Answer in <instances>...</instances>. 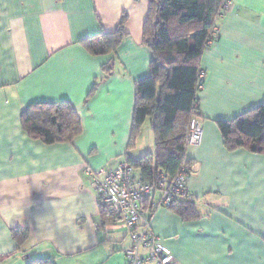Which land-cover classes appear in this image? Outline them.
<instances>
[{
  "label": "crops",
  "instance_id": "crops-1",
  "mask_svg": "<svg viewBox=\"0 0 264 264\" xmlns=\"http://www.w3.org/2000/svg\"><path fill=\"white\" fill-rule=\"evenodd\" d=\"M148 6L0 0V264L45 257L56 264L126 263L128 230L102 213L86 170L109 171L154 151L149 119L130 147L135 82L149 75L151 60L142 41ZM123 16L126 35L116 50L91 54L83 41L113 32ZM216 26L200 61L202 142L185 151V197L195 213L161 208L152 230L177 264H264V154L229 150L218 126L264 102V0H232ZM62 100L73 104L82 134L50 145L30 138L22 111ZM18 227L28 230L21 245L12 236Z\"/></svg>",
  "mask_w": 264,
  "mask_h": 264
},
{
  "label": "trees",
  "instance_id": "trees-1",
  "mask_svg": "<svg viewBox=\"0 0 264 264\" xmlns=\"http://www.w3.org/2000/svg\"><path fill=\"white\" fill-rule=\"evenodd\" d=\"M225 0H149L143 24V44L151 53L149 75L135 82L136 99L130 147L146 119L155 136L154 151L137 160L127 158L143 180L154 181L158 173L173 177L186 161V134L197 106V73L211 32L221 17ZM123 16L116 29L85 39L93 55L113 53L126 35ZM109 74V66H103ZM95 85L91 91L95 90ZM21 125L28 136L44 144L71 142L82 134L81 118L68 100L29 104L21 113ZM218 126L229 150L246 148L264 154V102ZM175 199L180 215H194V203ZM185 200V201H184ZM101 207V206H100ZM102 213L110 218L101 207ZM12 236L21 245L28 230L18 227ZM26 264H56L51 258H35Z\"/></svg>",
  "mask_w": 264,
  "mask_h": 264
},
{
  "label": "built area",
  "instance_id": "built-area-1",
  "mask_svg": "<svg viewBox=\"0 0 264 264\" xmlns=\"http://www.w3.org/2000/svg\"><path fill=\"white\" fill-rule=\"evenodd\" d=\"M232 0H225L226 10ZM218 36L215 26L207 41L210 45ZM206 73L199 68L197 92L204 84ZM203 129L198 116L188 122L186 147L202 142ZM91 186L99 205L107 215L121 220L128 230L131 246L125 252V264H177L175 258L164 251L152 230L155 214L161 208L171 206L175 199L186 196L188 169L181 166L173 177L158 173L154 181L143 180L138 171L127 161H122L112 170L87 169ZM155 195L158 198L155 199ZM146 254L142 255L141 252Z\"/></svg>",
  "mask_w": 264,
  "mask_h": 264
},
{
  "label": "rangeland",
  "instance_id": "rangeland-1",
  "mask_svg": "<svg viewBox=\"0 0 264 264\" xmlns=\"http://www.w3.org/2000/svg\"><path fill=\"white\" fill-rule=\"evenodd\" d=\"M146 124L149 126L148 122H146ZM146 124H145V127H146ZM147 133H150V131H148Z\"/></svg>",
  "mask_w": 264,
  "mask_h": 264
}]
</instances>
